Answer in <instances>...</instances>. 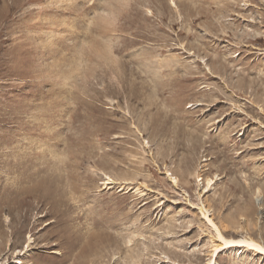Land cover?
Masks as SVG:
<instances>
[{
	"label": "rangeland",
	"instance_id": "obj_1",
	"mask_svg": "<svg viewBox=\"0 0 264 264\" xmlns=\"http://www.w3.org/2000/svg\"><path fill=\"white\" fill-rule=\"evenodd\" d=\"M203 206L264 245V0H0V264H208Z\"/></svg>",
	"mask_w": 264,
	"mask_h": 264
},
{
	"label": "bare ground",
	"instance_id": "obj_2",
	"mask_svg": "<svg viewBox=\"0 0 264 264\" xmlns=\"http://www.w3.org/2000/svg\"><path fill=\"white\" fill-rule=\"evenodd\" d=\"M2 130L4 132L7 131V129H2ZM36 178H37V176L35 174L29 173V171L27 169H25L24 167H23L21 173H19V175H17L15 177V182H16L17 186L14 188V185H13L10 188V191L13 192L15 197L18 199V204H17L18 209L23 207L26 204V201L28 198H35L40 202H43L44 200L48 201V199H49L53 208H55V207L57 208L59 205V201L54 199V195H56V193H55L56 191L54 190L52 184L48 180L47 181L42 180V179L37 180ZM210 182H211V180H209V183ZM15 205L16 204L12 203V201L9 202V208L10 209L12 207H15ZM17 206H16V208H17ZM201 209H202V212L208 221V225L213 228L216 237L220 241L219 244L213 243L211 249L208 247L210 249L209 253L207 255V256H209L208 264H212V261H214V257L219 256V252L222 251L224 248H231L232 250L234 248H243L245 250H250V251L252 250V251L256 252L257 254L264 255V252L260 251L261 248H264V245L255 241V240L247 239V238H243L240 240H232V239L225 238V236L223 234V232H224L223 226L219 225L212 218L208 217L207 213H208L209 209L208 208L205 209L204 206L201 207ZM55 210H57V209H55ZM253 245H255V247H253ZM89 248L92 249V246H89L86 249H89ZM214 264H215V262H214Z\"/></svg>",
	"mask_w": 264,
	"mask_h": 264
},
{
	"label": "snow or ice",
	"instance_id": "obj_3",
	"mask_svg": "<svg viewBox=\"0 0 264 264\" xmlns=\"http://www.w3.org/2000/svg\"><path fill=\"white\" fill-rule=\"evenodd\" d=\"M253 247H255V245H253ZM260 251L264 252V248H261Z\"/></svg>",
	"mask_w": 264,
	"mask_h": 264
}]
</instances>
